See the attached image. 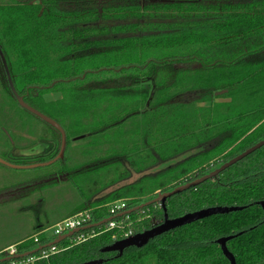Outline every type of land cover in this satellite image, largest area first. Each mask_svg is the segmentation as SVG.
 Wrapping results in <instances>:
<instances>
[{"label":"trees","instance_id":"16d2710c","mask_svg":"<svg viewBox=\"0 0 264 264\" xmlns=\"http://www.w3.org/2000/svg\"><path fill=\"white\" fill-rule=\"evenodd\" d=\"M0 49L19 95L65 131V150L73 140L87 149L79 155L72 147V161L64 154L48 174L0 190V201L23 199L36 215L31 235L7 245L19 253L63 218L85 211L91 224L101 222L113 201L130 210L264 138V0H0ZM1 81L0 157L18 165L54 159L59 131L22 108ZM51 92L60 98L46 101ZM18 131L38 137L40 150L22 152ZM260 202L264 146L165 201L169 218L215 206L241 210L183 225L120 256L101 251L160 224L164 211L153 203L116 216L118 227L103 223L82 230V241L80 232L64 238L33 264H229L216 240L238 233L227 242L236 264H264Z\"/></svg>","mask_w":264,"mask_h":264},{"label":"water","instance_id":"95a60500","mask_svg":"<svg viewBox=\"0 0 264 264\" xmlns=\"http://www.w3.org/2000/svg\"><path fill=\"white\" fill-rule=\"evenodd\" d=\"M1 56H2V54H1ZM2 62L4 64L5 71L7 73L10 90H11L12 94L14 95L18 104L22 108H24L25 110L29 111L33 115L37 116L38 118H40L44 122L51 125L57 131H59V133L61 135V140H60L59 153L57 154V156L54 159H52L50 161L32 163L29 165H18V164L10 163V162H8V161H6L0 157V164L8 166V167H12V168H35V167H39V166L50 165L54 161L61 159L64 156V151H65V146H66L65 131L63 130V128L60 126V124L56 120L45 115L44 113L40 112L39 110L35 109L34 107L30 106L29 104H27L24 101L23 97L17 93V91H16V89L12 83L8 68L6 66V61H5L3 56H2ZM262 146H264V138L261 139L260 141H258L257 143H255L254 145L250 146L249 148L245 149L243 152L239 153L238 155H236L233 158L229 159L228 161L224 162L220 166L216 167L212 171H209L208 173L202 175L201 177H198V178H196L192 181L186 182L184 184H180L171 190L164 191V192H158L157 195L153 199H151V200H149V201H147V202H145V203H143L137 207H134L130 210L124 211L122 214L131 213V212H133L139 208H142L144 206H147V205H150L153 203H160L162 208H163V211H164V219L160 224H157V225H155L149 229H146L142 232L132 234V235H129L123 239L117 240V241L113 242L112 244L107 245L104 248H102L101 251L105 252V253L115 252V253H117V256H120L123 253V251L128 247H137V248L143 247L151 239H153V238H155V237H157L163 233H166L168 231H171L173 229L181 227L183 225L190 224L192 222H195L197 220H201L203 218H206V217H209L212 215L224 214V213H229V212L241 210L243 208L241 206H215V207H208V208L200 209V210H197L194 212H189V213H186V214L181 215L179 217L169 218L167 213H166L165 201L167 198H169L175 194L183 192V191H185L191 187L197 186V185L205 182L208 179L215 178L223 170L229 168L230 166H232L233 164H235L239 160L243 159L247 155H249L252 152L256 151L257 149L261 148ZM260 204H261L263 211H264V203L260 202ZM110 219L111 218H106L105 220H102L101 222L90 224V225L82 227L80 229L72 230V231L58 237L53 243H58L61 240H63L64 238H67V237H69V236H71L77 232H80L82 230H85V229H88V228H91L94 226H99V225L107 222ZM238 234H240V233H238ZM238 234L220 237L216 240V243L220 246L223 255L229 261V264H236V261H235L234 255L229 251V249L227 247V242L229 240L233 239ZM40 248L41 247L39 246L34 251H37ZM31 252H33V251H31ZM5 260H7V258H0V262H3ZM102 262H103V259L100 258V259L89 260V261L78 263V264H101Z\"/></svg>","mask_w":264,"mask_h":264},{"label":"rangeland","instance_id":"374dc122","mask_svg":"<svg viewBox=\"0 0 264 264\" xmlns=\"http://www.w3.org/2000/svg\"><path fill=\"white\" fill-rule=\"evenodd\" d=\"M1 76H3V74L0 69V89L4 90ZM44 98L46 101H53L59 99L60 94L58 92L46 93ZM32 120L34 123L38 124L37 127L39 133L42 135L45 134L47 137L50 136V133L43 123L38 122L36 119ZM15 133L22 135L23 139H25L24 141L19 142L20 147L23 148L22 152L33 154L42 147L41 144H37L39 140L38 137L29 136L25 132L20 131ZM82 143L83 141L81 140H73L71 142L69 148L64 151L67 159L69 158L68 153L72 150V147H77L79 155L81 152H87L86 146ZM4 150L5 148L0 147V155ZM70 160L72 161V158H69V161ZM59 165L60 164L56 162L54 164L52 163L47 166H39L35 168H12L0 164V190L11 187L13 188L17 185L21 186L23 184H29L36 177L42 174H48ZM135 177L136 175H133L131 179H134ZM27 204L28 202L23 199L7 200V202L0 201V248L31 235L32 227L36 222V215L31 208L26 206ZM41 220L45 221V218L41 217Z\"/></svg>","mask_w":264,"mask_h":264},{"label":"built area","instance_id":"2783aa9c","mask_svg":"<svg viewBox=\"0 0 264 264\" xmlns=\"http://www.w3.org/2000/svg\"><path fill=\"white\" fill-rule=\"evenodd\" d=\"M127 203L124 200H116L109 204L108 212L109 218L106 223V228L111 229L119 226V222L115 219L116 216L121 215L126 211ZM91 224V216L85 211L78 212L72 216L63 218L54 223L50 227H45L39 232L33 234L31 239L36 243V247L31 251L19 253L15 244L9 245L0 251V258H7V264H33L39 259H47L50 255L58 251V247L53 243L58 237L66 234L72 230L80 229ZM43 234L47 239L45 244L40 242V235ZM132 235L130 232L127 236ZM126 236V237H127ZM86 239V234L80 231L76 241ZM39 250L34 251L37 247Z\"/></svg>","mask_w":264,"mask_h":264},{"label":"flooded vegetation","instance_id":"af4514ba","mask_svg":"<svg viewBox=\"0 0 264 264\" xmlns=\"http://www.w3.org/2000/svg\"><path fill=\"white\" fill-rule=\"evenodd\" d=\"M97 2H101V1H107V0H96ZM154 1H157V0H150V2H154ZM159 1H172V0H159ZM0 53L2 54V56L4 57V55H3V53H2V50L0 49ZM1 54H0V61H1V63H0V69H1V71L3 72V79L4 80H6V82H7V84H8V86H9V82H8V77H7V73H6V71H5V67H4V64H3V62H2V56H1ZM4 59H5V57H4ZM5 61H6V59H5ZM6 66H7V63H6ZM7 68H8V66H7ZM8 71H9V69H8ZM9 74H10V71H9ZM10 77H11V74H10ZM11 80H12V77H11ZM12 83H13V81H12ZM14 85V84H13ZM9 89H10V87H9ZM11 91V90H10ZM18 93V92H17ZM19 94V93H18ZM13 95V94H12ZM14 96V95H13ZM22 96V95H21ZM15 98V97H14ZM5 133L7 134V132L5 131ZM1 196V195H0Z\"/></svg>","mask_w":264,"mask_h":264}]
</instances>
